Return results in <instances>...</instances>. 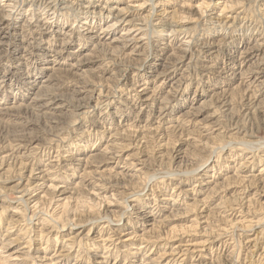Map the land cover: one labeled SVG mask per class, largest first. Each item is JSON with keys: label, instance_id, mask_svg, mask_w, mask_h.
<instances>
[{"label": "rangeland", "instance_id": "obj_1", "mask_svg": "<svg viewBox=\"0 0 264 264\" xmlns=\"http://www.w3.org/2000/svg\"><path fill=\"white\" fill-rule=\"evenodd\" d=\"M0 264H264V0H0Z\"/></svg>", "mask_w": 264, "mask_h": 264}]
</instances>
